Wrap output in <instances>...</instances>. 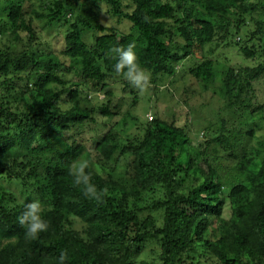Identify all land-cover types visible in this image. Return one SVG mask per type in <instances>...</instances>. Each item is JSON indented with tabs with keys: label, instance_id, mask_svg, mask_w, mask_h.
<instances>
[{
	"label": "trees",
	"instance_id": "16d2710c",
	"mask_svg": "<svg viewBox=\"0 0 264 264\" xmlns=\"http://www.w3.org/2000/svg\"><path fill=\"white\" fill-rule=\"evenodd\" d=\"M129 46L151 83L183 63L189 89L218 79L228 117L200 137L121 116ZM262 83L264 0H0V264H264Z\"/></svg>",
	"mask_w": 264,
	"mask_h": 264
},
{
	"label": "rangeland",
	"instance_id": "374dc122",
	"mask_svg": "<svg viewBox=\"0 0 264 264\" xmlns=\"http://www.w3.org/2000/svg\"><path fill=\"white\" fill-rule=\"evenodd\" d=\"M101 8L102 7L99 6V13L101 12ZM104 22H110V19L105 17ZM224 45L219 47L220 54H222L221 48L225 50V48H223ZM216 49H218V47ZM215 58L216 57H213V59ZM244 65H251V63L246 59L244 61ZM182 66L186 67L187 64L184 65L183 63ZM182 66L177 69V72L171 78L158 79L157 84L141 82L142 84H144V86H140V88L136 90L139 98L137 104L134 107L129 104V101L121 98V96H123L124 98H129L128 93L122 94V82L126 80L128 82L132 81H130L125 75H123L119 79L117 78L112 81L110 86L114 88L116 96L120 98L118 99V111H120L121 116L123 115L124 111H129L131 115L136 114L141 121H144L145 116L147 115L148 117L151 115L153 117L154 115H159L167 121H175L181 124H183L185 119H188V121H190L193 125L194 132L198 133L200 137H203V128L207 126L208 123L212 124L209 128L210 131L217 129L216 127L218 122L216 121L218 120V117H222L224 119L228 117L227 113L224 110H219L223 104L219 103L220 101H223L218 87L220 81L216 79L217 81L215 80L214 83L209 84L206 90H204L202 86H198V84L195 83L194 89H196L198 86L200 92L199 90L198 93L194 92V89H189L186 86V79L187 77L189 78V75H187L185 72L184 75L181 76V74L179 73L183 68ZM144 72L148 79L149 74L146 73V71ZM262 84V87L256 90L259 102L264 101V83ZM117 120L118 119L116 117L113 119V121ZM238 120V117L236 116V114H234V117L230 124L235 125L236 123H238ZM133 122L134 121H132L130 118H127L124 121L119 120V125H117L118 127L116 126L117 129L115 131L119 130V133L121 131L127 133L135 126ZM193 142L197 144V140L194 139ZM255 145L258 147L260 146L259 143H256ZM13 182L18 184L15 180H13ZM155 188H159L158 185H156L153 189ZM152 193L154 194V196L160 195V193L157 191H153ZM151 202L152 199L149 197L148 203L150 204ZM228 215L229 209L228 207H226L224 210V216L228 217ZM143 259H145L144 253L140 254L136 260ZM205 262L206 260L202 261V263Z\"/></svg>",
	"mask_w": 264,
	"mask_h": 264
},
{
	"label": "clouds",
	"instance_id": "9594fccd",
	"mask_svg": "<svg viewBox=\"0 0 264 264\" xmlns=\"http://www.w3.org/2000/svg\"><path fill=\"white\" fill-rule=\"evenodd\" d=\"M123 70H126V71H123ZM115 71L118 74L123 71V75H125L130 81H132V82H128L126 80L127 81V85H130V89L129 90L126 89L125 91H122V89H121V91L123 92L122 94H126V93L129 94V98H124L123 96H121V98L126 99V101H129V104L134 107L137 104V101H138V98H139L138 95H137L136 90L139 89L140 86L141 87L144 86V84H142L141 82L151 83V81L149 79L150 77L147 79V76H146L145 72L141 69V67L137 63L136 54L133 51L131 46H129L127 49H122L120 51L119 59H118L117 63L115 64ZM176 72H177V70H176ZM172 76H170V77L168 76V77H165V78L169 79ZM126 81H124V82H126ZM124 82H122V84ZM157 83L158 82L151 83V84H157ZM114 95L116 96L115 93H114ZM116 99L118 100L120 98H118L116 96ZM131 116L135 117V119H139L136 114L131 115ZM128 118H130V117L128 116ZM145 118H147L148 120H151L153 118V116L151 115V116L148 117V115H147V116H145ZM131 120L133 121V119H131ZM113 122H115V121H113ZM86 166H87V162L86 161L73 166V168L77 169L78 173H79V176H77V179H76L77 183H80L81 182V178H83L84 183L87 184V179L88 178H87V176H85L83 174L84 173V168ZM71 171L72 170L70 169V174H71ZM86 192L89 193V194H95L94 188L91 187V186H88L86 188ZM39 209H40V206H39L38 203H30V204H28L26 206V210L21 215V217H19L20 224L22 226H25L26 229H27V232L29 234H31V235H35L37 232L42 231V230H44L47 227V225L44 223V221H42L40 219ZM64 258H65L64 254H62L61 255V260H63Z\"/></svg>",
	"mask_w": 264,
	"mask_h": 264
}]
</instances>
